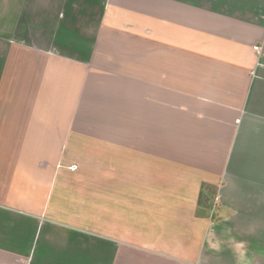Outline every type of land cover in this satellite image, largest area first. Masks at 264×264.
Returning a JSON list of instances; mask_svg holds the SVG:
<instances>
[{"label":"crops","instance_id":"obj_1","mask_svg":"<svg viewBox=\"0 0 264 264\" xmlns=\"http://www.w3.org/2000/svg\"><path fill=\"white\" fill-rule=\"evenodd\" d=\"M38 1L0 0V264H264V0Z\"/></svg>","mask_w":264,"mask_h":264},{"label":"rangeland","instance_id":"obj_2","mask_svg":"<svg viewBox=\"0 0 264 264\" xmlns=\"http://www.w3.org/2000/svg\"><path fill=\"white\" fill-rule=\"evenodd\" d=\"M44 1L45 0H39L38 3L43 7L45 5V3H43ZM35 2H37V0H35ZM55 2H58V1L54 0L53 3H55ZM41 6H38V7H41ZM60 14H62V13H60ZM33 37H35V35H33ZM31 43L34 45L33 41H31L29 43V46H31ZM101 48H102V46H100V45L94 46L93 48H90L89 49V52L91 55L90 58H92L93 55L98 54V53L102 54V52L103 53H105V52L109 53L110 52L109 57L114 60V58H113L114 54L111 55L110 48H112L113 50H117L118 47H110L109 48L107 46H104L103 51H101ZM37 50H38V53L41 51V49L40 50L37 49ZM127 51H129V49ZM47 52L41 51V54L43 55ZM29 53L32 54V50H30ZM93 65L94 66H92L89 69V70H91V74H93V76L87 77L84 81V85H82V78L79 79V83L77 84V86L76 85L72 86V89L74 91V96L73 95H70V96H73V98L78 99V100H81L80 98H82V100L97 103V101H99V99H101V93H98V90L101 91L102 87H105L106 90L109 89L110 91L114 90L115 87H120L122 89L121 92L126 91V87H127V91L129 90V86H128L129 85V71L128 70H129V66H130V61H126L124 63H118L116 61L115 62H113V61L112 62H106V63H104V67H105L106 72H104V74H101L99 76L95 75L96 77H94L93 69L98 68V66L103 67V64L100 62H97L96 64L93 63ZM39 69H41V70L43 69L42 64H40V63H39ZM83 88L85 91L84 93H82ZM77 91L78 92L80 91L78 95H76V93H78ZM47 94H48L47 100H50V102L51 101H60L57 99L58 97L61 100L63 98H65L64 95L49 94V92ZM111 97L114 98L115 95L112 94ZM107 98H110V97L107 95ZM107 98H106V101L107 102L110 101V99H107ZM126 98L124 97V94H122V95L120 94V99L118 97L120 102L125 103L126 107H128V105H129L128 96ZM109 108L110 109H108V107L106 106V109L104 111L100 110V116L103 117V114H104L105 122L106 123L107 122L112 123L111 125H108V123H107V127H106L105 132L106 133H114L115 123L120 121V118L122 117L123 118L122 121L124 124V119L128 118L129 109L128 108H126V110L123 109L122 114L116 116L118 114V111L114 110L113 104L110 105ZM114 113H115V115H114ZM92 114L97 117L96 111H92ZM115 118L117 119V121H115L116 120ZM113 122H115V123H113ZM118 123L120 124V122H118ZM123 128L128 129V126H123ZM93 148H96V147H93Z\"/></svg>","mask_w":264,"mask_h":264},{"label":"built area","instance_id":"obj_3","mask_svg":"<svg viewBox=\"0 0 264 264\" xmlns=\"http://www.w3.org/2000/svg\"><path fill=\"white\" fill-rule=\"evenodd\" d=\"M254 49H256V50H257V47H254Z\"/></svg>","mask_w":264,"mask_h":264}]
</instances>
